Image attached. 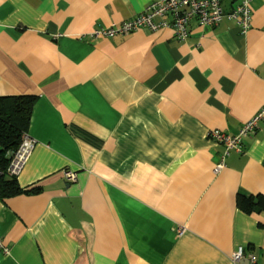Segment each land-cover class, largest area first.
<instances>
[{
	"label": "crops",
	"instance_id": "1",
	"mask_svg": "<svg viewBox=\"0 0 264 264\" xmlns=\"http://www.w3.org/2000/svg\"><path fill=\"white\" fill-rule=\"evenodd\" d=\"M152 1L0 0V96H36L17 178L38 189L0 199V264H264V210L236 202L264 196V115L242 151L210 136L264 109V0L246 33L89 37Z\"/></svg>",
	"mask_w": 264,
	"mask_h": 264
},
{
	"label": "built area",
	"instance_id": "2",
	"mask_svg": "<svg viewBox=\"0 0 264 264\" xmlns=\"http://www.w3.org/2000/svg\"><path fill=\"white\" fill-rule=\"evenodd\" d=\"M225 0H154L141 13L128 18L121 24L102 27L90 32L91 38L113 37L118 34H129L139 28H150L158 30L163 27H170L174 30L179 40H185L189 36V23L197 19L203 25H217L224 17L234 20L243 33L251 27V6L254 0H231L232 4L228 10L223 6ZM156 17L162 20L155 21ZM264 109L248 122L243 124L236 134H228L220 130H213L210 134L217 142L225 146V153L231 150L242 151L243 140L247 135L253 134L263 118ZM36 145V139L29 132L23 135L19 147L14 152H9L10 161L7 167L9 175L18 176L24 166L29 161ZM223 162L217 165V170L221 168ZM67 180L75 181L77 173L71 170L64 171ZM182 234L183 227L177 228ZM0 247L9 253L0 240ZM245 256L244 248L239 247L232 254L234 264Z\"/></svg>",
	"mask_w": 264,
	"mask_h": 264
},
{
	"label": "trees",
	"instance_id": "3",
	"mask_svg": "<svg viewBox=\"0 0 264 264\" xmlns=\"http://www.w3.org/2000/svg\"><path fill=\"white\" fill-rule=\"evenodd\" d=\"M36 96L18 94L0 96V199L21 193L36 192L37 188L21 186L17 176L9 175V152H14L28 132ZM237 206L247 213L264 210V196L253 197L239 193Z\"/></svg>",
	"mask_w": 264,
	"mask_h": 264
}]
</instances>
